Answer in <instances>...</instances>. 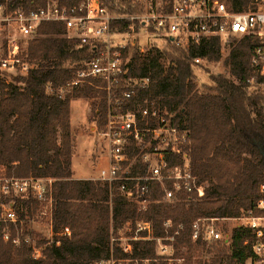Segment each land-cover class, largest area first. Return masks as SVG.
<instances>
[{
  "label": "trees",
  "instance_id": "16d2710c",
  "mask_svg": "<svg viewBox=\"0 0 264 264\" xmlns=\"http://www.w3.org/2000/svg\"><path fill=\"white\" fill-rule=\"evenodd\" d=\"M101 2L112 9L110 0ZM121 11L135 13L137 8ZM63 33L59 23H41L38 36L26 48L27 58L35 66L25 75L0 81V177L51 178L53 228L68 227L70 235L57 238L58 244L54 238L36 261L26 245L13 246L0 236V264H90L111 254L122 256L110 237L130 219L149 221L154 236L173 235L174 257L191 264L199 260L195 256L205 246L201 235L192 239L196 219L234 217L239 208L253 209L256 215L264 212V208H256V202L264 199L260 190L264 184L263 98L250 93L245 83V78L254 74L249 59L259 44L256 37L230 40L224 71L214 74L194 58L220 59L221 43L215 36L191 43L186 51L152 47L143 54L133 53L130 75L150 78L149 87L138 96L155 100L174 114V124L182 123L189 131L191 169L203 187L201 197L183 193L177 201L153 202L138 211L117 192L110 197L106 185L72 176L70 102L97 98L93 102L97 127L104 123L106 102L103 90L88 83L72 87L63 96L58 94L57 88L74 77L75 66L84 60L82 49H76ZM205 72L206 80L201 76ZM161 193L156 185L155 196ZM16 208L24 231L33 233L38 245L45 242L28 227L39 209L38 202L17 198ZM166 219L172 223L167 231L163 226ZM228 233L229 244L219 243L213 261L223 257L229 262L243 260L242 243L251 233L238 227ZM131 255L149 258L148 264H166L154 260L152 241L134 242Z\"/></svg>",
  "mask_w": 264,
  "mask_h": 264
},
{
  "label": "built area",
  "instance_id": "2783aa9c",
  "mask_svg": "<svg viewBox=\"0 0 264 264\" xmlns=\"http://www.w3.org/2000/svg\"><path fill=\"white\" fill-rule=\"evenodd\" d=\"M24 1L0 0V81H8L6 77L12 74L25 75L35 66L27 58L26 48L38 36L41 23L63 26V36L82 49L84 60L57 92L63 96L82 83L103 90L106 113L103 125L97 127L100 151L91 180L106 185L110 197L117 192L145 210L153 202L177 201L183 193L203 195L191 169L189 131L182 123L174 124V114L155 100L138 96L149 87L150 78L130 75L135 51L143 54L152 47L186 51L191 43L209 36L217 37L222 45L254 36L259 41L249 59L254 74L245 83L250 93L263 98L264 113V0H110L112 9L101 0ZM129 6L137 12L121 11ZM118 22L123 25L118 27ZM194 61L202 63V58ZM51 182L48 177H0L1 239L13 246L26 245L34 261L43 257V248L23 234L16 199L29 197L38 202L39 215L47 216L54 229ZM156 185L162 190L158 196ZM260 190L264 193V184ZM256 208H264V199L256 202ZM225 220H233L234 227L251 233L242 243L243 260L205 258L195 264H264V216L253 209L239 208L234 217L198 218L192 224V239L201 235L209 247L222 241L229 244V233L215 225V221ZM124 223L131 234L111 237L123 255L111 254L93 264H148L149 258L131 255L133 243L140 240L155 243V261L171 264L173 235L154 236L151 223L144 219ZM171 225L170 219L163 221L165 231ZM59 234L68 236V228Z\"/></svg>",
  "mask_w": 264,
  "mask_h": 264
},
{
  "label": "rangeland",
  "instance_id": "374dc122",
  "mask_svg": "<svg viewBox=\"0 0 264 264\" xmlns=\"http://www.w3.org/2000/svg\"><path fill=\"white\" fill-rule=\"evenodd\" d=\"M230 43L221 44V57L217 61H206L202 59V65L206 67L207 72L214 74L224 71L223 60L229 53ZM176 48H172L171 51ZM182 51V50H181ZM208 74L202 73V79L206 80ZM15 76V75H11ZM9 79L8 77H6ZM97 102V98H78L74 99L71 103V137H72V159H71V170L72 176L75 179H88L95 177L96 175V159L99 155L100 151V141L99 136L97 134V117L94 113L95 106L93 102ZM135 204V203H134ZM138 211H144V209L140 208L137 204H135ZM264 216V212L259 214ZM139 220V219H135ZM129 221L132 222L130 219ZM236 222L233 220H225V221H215V225L219 227L224 233H228L230 229L234 227ZM29 230L34 232V234L40 235L42 239L45 240L41 246L43 249L51 244L54 238L57 240L60 236L59 233H62L65 228L68 227H60L57 228L56 231L50 228V221L47 216H40L39 212L35 214L33 220L28 224ZM123 223L117 230H113V234L111 237H117L120 235H130L131 232ZM52 231V232H51ZM69 235L70 230L68 228ZM23 234L29 235L31 238H34L36 241L38 238L34 237L31 233H26L24 231V227L22 225ZM222 232V233H223ZM110 237V242H111ZM55 240V241H56ZM143 241V240H140ZM47 242H50L49 244ZM114 246H117V243H111ZM38 245V244H37ZM118 247V246H117ZM119 248V247H118ZM220 249V245H211L210 247L205 245L204 249L199 253V255L195 256L196 260L210 258L211 260L215 257V250ZM120 250V249H119ZM121 252V250H120ZM122 253V252H121ZM171 264H182L183 258H175L172 255ZM194 261V260H193ZM97 262V261H96ZM165 262V261H164ZM95 263V262H93ZM90 263V264H93ZM166 263V262H165ZM191 262V264H194Z\"/></svg>",
  "mask_w": 264,
  "mask_h": 264
},
{
  "label": "crops",
  "instance_id": "0c3cea01",
  "mask_svg": "<svg viewBox=\"0 0 264 264\" xmlns=\"http://www.w3.org/2000/svg\"><path fill=\"white\" fill-rule=\"evenodd\" d=\"M74 99L71 100V102L73 101ZM70 116H71V103H70ZM70 120H71V117H70ZM70 126H71V123H70ZM72 129V127H71Z\"/></svg>",
  "mask_w": 264,
  "mask_h": 264
}]
</instances>
